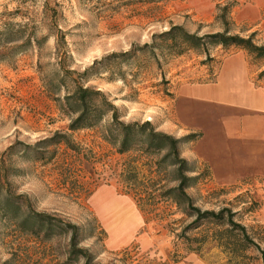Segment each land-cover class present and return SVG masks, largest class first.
Wrapping results in <instances>:
<instances>
[{"label": "rangeland", "instance_id": "374dc122", "mask_svg": "<svg viewBox=\"0 0 264 264\" xmlns=\"http://www.w3.org/2000/svg\"><path fill=\"white\" fill-rule=\"evenodd\" d=\"M227 1L0 0L2 196L5 189L14 197L24 196L33 212L50 216L55 223V234L45 239L0 217V264H66L70 235L56 233L61 222L78 228L79 247L100 264H264V186L254 180L219 185L205 162V136L200 131L183 132L175 116V97L183 84L205 81L223 56L243 49L207 44L204 49L159 55V63L139 49L170 25L199 36L222 31L215 21L216 6ZM237 2L230 13V33L242 37L254 33V42L263 44L264 0ZM60 35L64 41L59 46ZM131 49L135 55L128 60L109 57ZM245 53L258 76L264 59ZM95 60L101 64L83 79L85 86L102 91L117 107L121 121H150L176 138L194 136L181 144L180 151L203 177L187 194L201 210L229 209L260 251L233 245L241 239L238 230H229L225 221L205 219L200 229L186 232L187 245L195 237L207 238L200 250L191 252L186 240L177 236L192 218L169 202L159 206L168 214L165 221L154 214L145 216L131 194L134 188L125 192L118 174L133 156L119 155L103 140L110 114L95 128L68 131L69 121L59 110L58 100L65 93V87L58 89L59 78L66 70L81 73ZM258 81L264 85V78ZM184 112L185 120L195 117L205 124V116L194 111L186 117ZM56 134L65 135L72 145L52 142L61 140ZM198 151L204 156H193ZM208 157L220 176L229 170L221 162L227 156ZM140 170L147 175L146 168ZM166 222L171 225L166 227ZM144 233L152 241L141 245L138 238ZM215 238L228 247L218 245Z\"/></svg>", "mask_w": 264, "mask_h": 264}, {"label": "trees", "instance_id": "16d2710c", "mask_svg": "<svg viewBox=\"0 0 264 264\" xmlns=\"http://www.w3.org/2000/svg\"><path fill=\"white\" fill-rule=\"evenodd\" d=\"M237 4V0H228L224 4H217L215 21L222 26V31L199 36L197 33L186 31L182 26L170 25L167 30L153 34L151 43H146L139 49L144 54L148 53L149 56H152L157 63H159V55L165 57L181 54L189 49H204L207 44L222 46L224 49L230 47L243 49L255 60L264 59V43L261 45L256 44L254 33L248 37L230 33V13ZM63 41L64 38L60 35L57 44L60 46ZM134 55L135 49H131L119 54L113 53L109 57H123V59L128 60ZM207 57L209 56L207 55ZM98 64H101V62L95 60L89 68L81 73L66 70L63 72V76L59 78L58 89H61L59 86L65 87L63 97L58 100L59 110L69 121L68 131L75 132L95 128L110 114V123L105 128L102 138L119 155L132 154L133 158L122 164V170L118 176L125 184L126 193L129 194L132 191L130 188H134L131 194H133V199L143 215L154 214L155 218L165 221L168 214H164V210L159 206L161 203L169 202V205L181 211L187 218H192V221L177 236V238L183 237L186 240V245L189 239L186 232L200 229L204 225L205 219H208L217 222L225 221L230 227L229 230L240 232L241 239H235L233 245L237 242L242 245L243 250L253 246L260 251L259 246L248 236L244 226L233 220L234 214L229 209L223 208L217 212L201 210L194 205L192 198L187 194V189L193 187L203 177L197 169L182 157L180 151L181 144L187 139L194 138V136L176 138L157 130L150 121L129 123L121 121L117 107L108 100L102 91L95 87L85 86V80L83 81V79L87 78ZM73 75H76V77L73 78ZM262 78H264V69L258 73L257 80ZM67 81L70 82L71 86L67 84ZM57 135L61 140L56 141L53 139L52 142L57 144L62 142L66 146L72 145L65 135ZM41 153H38L40 154L38 156H41ZM50 156H53V153ZM138 164L146 168V176L140 174L141 170ZM193 173L196 174L192 176ZM139 176L142 178L140 179ZM169 183L175 184L169 186ZM137 185H140L141 189L136 188ZM2 190L3 184L0 183L1 218L9 217L19 229L37 237L47 239L55 234L52 230V227L55 226L53 218L42 213L33 212L24 196L14 197L12 194H8L7 189H5L2 196ZM169 223L166 222L165 226L171 225ZM56 233L70 235L66 264L79 258L83 260V264H100L95 262L94 256L87 249L79 247L82 238L76 226L61 222V226ZM205 239H207L205 235H201L199 238L195 237L192 239L191 244L187 245V249L191 252H197L203 247ZM215 242L220 246L228 247L227 242H223L220 238H215ZM193 243H195L194 247L192 246Z\"/></svg>", "mask_w": 264, "mask_h": 264}, {"label": "crops", "instance_id": "0c3cea01", "mask_svg": "<svg viewBox=\"0 0 264 264\" xmlns=\"http://www.w3.org/2000/svg\"><path fill=\"white\" fill-rule=\"evenodd\" d=\"M215 64L205 81L180 87L175 97V116L183 125V132L200 131L202 138L205 136V162L219 185L254 180L263 187L264 85L259 84L257 71L243 50L225 55ZM183 112L186 117L192 112L205 116V124H199L194 116L190 122L185 120ZM196 154L193 156H204L199 151ZM208 156H227L221 162L229 170L220 176ZM230 168L234 171L230 172ZM144 236L138 238L141 245L152 241L148 234Z\"/></svg>", "mask_w": 264, "mask_h": 264}, {"label": "bare ground", "instance_id": "6f19581e", "mask_svg": "<svg viewBox=\"0 0 264 264\" xmlns=\"http://www.w3.org/2000/svg\"><path fill=\"white\" fill-rule=\"evenodd\" d=\"M123 219V218H122Z\"/></svg>", "mask_w": 264, "mask_h": 264}]
</instances>
